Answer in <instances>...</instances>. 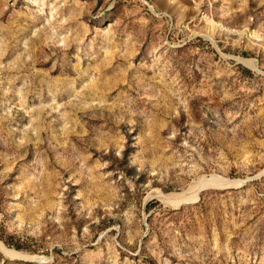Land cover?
<instances>
[{
	"label": "rangeland",
	"instance_id": "374dc122",
	"mask_svg": "<svg viewBox=\"0 0 264 264\" xmlns=\"http://www.w3.org/2000/svg\"><path fill=\"white\" fill-rule=\"evenodd\" d=\"M0 243L264 264V0H0Z\"/></svg>",
	"mask_w": 264,
	"mask_h": 264
},
{
	"label": "bare ground",
	"instance_id": "6f19581e",
	"mask_svg": "<svg viewBox=\"0 0 264 264\" xmlns=\"http://www.w3.org/2000/svg\"><path fill=\"white\" fill-rule=\"evenodd\" d=\"M243 63L247 66H250V61L242 60ZM231 182L219 177H210V178H203L199 180L197 183L192 185L187 192L180 193V194H167L164 195L162 193L157 194L161 201L173 205H178L190 201H195L198 197L199 191L205 188H221L230 185ZM0 249L6 257L14 258L17 256L16 253L7 250L3 247L0 243Z\"/></svg>",
	"mask_w": 264,
	"mask_h": 264
},
{
	"label": "trees",
	"instance_id": "16d2710c",
	"mask_svg": "<svg viewBox=\"0 0 264 264\" xmlns=\"http://www.w3.org/2000/svg\"><path fill=\"white\" fill-rule=\"evenodd\" d=\"M149 208H150V205L147 204L145 210H146V211H149ZM7 244L13 246V247H14L15 249H17V250L23 249V247H22L21 245H17V244H15V243H7Z\"/></svg>",
	"mask_w": 264,
	"mask_h": 264
},
{
	"label": "water",
	"instance_id": "95a60500",
	"mask_svg": "<svg viewBox=\"0 0 264 264\" xmlns=\"http://www.w3.org/2000/svg\"><path fill=\"white\" fill-rule=\"evenodd\" d=\"M238 183V182H237ZM237 183H231L230 185L226 186V187H229V186H234L236 185Z\"/></svg>",
	"mask_w": 264,
	"mask_h": 264
}]
</instances>
